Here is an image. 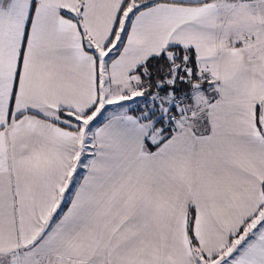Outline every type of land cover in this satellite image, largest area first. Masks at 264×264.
I'll return each mask as SVG.
<instances>
[{"label":"snow or ice","instance_id":"snow-or-ice-1","mask_svg":"<svg viewBox=\"0 0 264 264\" xmlns=\"http://www.w3.org/2000/svg\"><path fill=\"white\" fill-rule=\"evenodd\" d=\"M0 264H264V0H0Z\"/></svg>","mask_w":264,"mask_h":264}]
</instances>
